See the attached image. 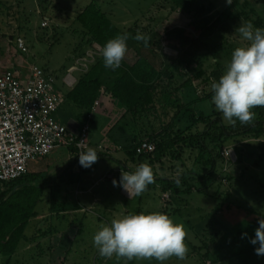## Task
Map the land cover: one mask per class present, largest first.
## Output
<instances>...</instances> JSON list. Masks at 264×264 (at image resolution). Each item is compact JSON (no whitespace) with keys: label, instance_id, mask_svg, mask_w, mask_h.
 I'll list each match as a JSON object with an SVG mask.
<instances>
[{"label":"rangeland","instance_id":"1","mask_svg":"<svg viewBox=\"0 0 264 264\" xmlns=\"http://www.w3.org/2000/svg\"><path fill=\"white\" fill-rule=\"evenodd\" d=\"M235 1L228 4L227 0H195L182 7L175 0H2L0 28L3 36L0 41L4 53L0 55V74L9 69L26 72L30 67L37 66L53 76L56 88L66 95L69 89L63 81L75 64L77 51L81 47L85 49L86 42L84 29L76 18L90 4L97 3L120 29L130 34L129 39L133 40L135 48L141 49L142 46L141 42L131 38L137 32L150 36V40L159 41L156 64L161 68L163 63L174 74L173 81L164 78L155 106L147 115L138 118L135 126L133 118L125 111L128 118L121 123L123 129L133 138L137 137L138 141L149 140L150 136L159 133L170 134L190 125L184 108L188 94L193 93L186 87L187 82L196 90L198 97L210 96L213 93L211 83L218 82L231 53L246 43L236 31L246 21L241 18L242 11L234 7ZM246 1L249 4L246 12L252 20L260 18L263 22L261 28H264V0ZM175 29L185 30V35L190 38L202 39L210 49L197 52L183 41H167L166 33ZM210 29L213 34L209 36ZM13 37L24 39L27 53L19 51ZM92 48H86L87 52ZM144 53L152 58L150 50ZM123 60L134 63L137 60L135 49L127 51ZM84 74L76 72L74 76L79 79ZM115 109H118L116 104ZM198 110L211 115L216 109L208 100L199 104ZM88 125L89 139L94 144L103 140L101 149L111 154L112 158L99 162L92 179V193H84L85 190L77 188L79 177L82 174L86 178L89 176L85 172L87 168L80 163L74 164L67 148H59L48 158L31 163L30 174L38 173L47 164L60 168L45 174L48 178L56 177L60 182L58 195L61 201L67 202L69 210L52 217L51 195L46 192L37 212L46 224L43 227L50 232L37 239V243L23 244L11 264H121V259L117 260L115 256L111 259L101 257L93 245V236L101 225H109L112 219L141 212H161L175 223H182L187 231L185 243L189 251L185 260L176 257L164 262L134 259L135 264H235L233 260L214 263V258L205 255L216 249L220 239L224 241L234 230L246 228L259 216H264V148L260 147V144L264 146V139H232L219 149H216V143L207 139L206 145L215 148L222 160L212 182L203 183L194 181V174L205 176L210 172L209 167L198 161L200 144L181 143L161 163H147L152 167L154 176L174 181L178 178L180 190L186 192L192 189L193 193L175 200L171 193L163 194L162 184L155 181L148 185L150 189L130 199L119 183L114 186L112 181L120 180L117 173L120 161L129 167L132 163L124 161L127 157L124 150L118 151L106 143V121L99 112L91 116ZM205 131L204 125L199 126V132ZM118 147L121 149V146ZM126 153L128 160L136 163L128 151ZM84 184L87 185V182L84 181ZM13 185L19 187L16 183ZM5 189L6 186L1 188ZM76 205L82 209L75 210ZM49 217L52 218L48 220ZM34 222L26 231L30 238L39 232L35 231V227L39 230L41 226V223L35 225ZM205 243H208V248L201 249ZM7 262L8 257L0 255V264Z\"/></svg>","mask_w":264,"mask_h":264},{"label":"trees","instance_id":"2","mask_svg":"<svg viewBox=\"0 0 264 264\" xmlns=\"http://www.w3.org/2000/svg\"><path fill=\"white\" fill-rule=\"evenodd\" d=\"M2 0H0V4ZM195 0H175L179 6H184L186 3H192ZM234 7L238 11H242L241 18L243 20L251 21L253 25L258 28L263 27V22L259 18L257 21L252 20L251 15L246 12L249 4L246 0H236ZM253 12V11H252ZM77 22L83 27L85 38V49L81 47L77 51L75 57H82L86 54L87 49L92 48L94 44L103 47L109 39L115 38L117 35H122L124 32L120 29L110 17L103 12L101 6L97 3L90 4L85 8L76 18ZM260 26V27H259ZM209 36L213 34L210 29ZM3 32L0 28V39ZM17 38L13 37L16 42ZM166 40L173 42H185L190 49H195L197 52L209 50L210 46L202 39H193L185 35V30L175 29L166 33ZM133 41V40H132ZM127 40L128 52L135 49L137 52V60L129 64L122 60L121 66L113 71L105 68L102 57L97 58L95 64L91 67L89 72L85 73L78 79L77 84L69 90L65 97L64 116L69 115V108H73L79 112L80 120L82 121L83 129L89 124L91 116L94 113L95 106L102 96H108L119 109H124L126 113L131 116L134 123H138V118L147 115L149 111L156 104V95L164 78L171 81L174 80L173 72H169L168 68L161 63V68H158L155 57L156 51L160 47V42L150 40L148 47H145L141 42V49L135 48L133 42ZM87 48V49H86ZM145 50H150L152 58L147 57ZM4 53L3 46L0 41V55ZM189 53V50L187 51ZM186 87L192 91L189 93V98H186L185 114L189 118L190 125L187 124L183 129L175 130L170 134H157V136H150L147 140L156 145V151L151 155H138L137 147L144 141H138L137 137H132L131 144L124 147L131 155V158L138 163L148 162L150 164L161 163L172 149L179 144L184 143L200 144L199 163L210 168V172L201 176L194 174V181L197 182H212L213 176L218 169V163L222 160L220 153L215 152L216 149L225 145L232 139L252 138L254 140L264 139V107H256L253 111L256 113L254 122L250 125H242L237 120L236 126L229 125L222 117V113L214 110V114L206 115L204 112L198 110V105L211 100L213 93L205 98L197 96L196 90L187 82ZM60 110V109H59ZM61 111H58V113ZM128 116H124V121ZM204 125L206 131L199 132V126ZM135 126V124H134ZM133 126V127H134ZM123 128V125L118 126ZM132 127V128H133ZM127 128V127H126ZM125 129V128H124ZM114 131V130H112ZM166 131V130H165ZM189 134V136H187ZM115 144L119 142L110 136ZM212 140L216 143V147L211 149L206 145V140ZM146 141V140H145ZM119 146V145H118ZM90 147V146H89ZM264 148L263 144H260ZM74 164L79 163V150L76 146L67 148ZM105 150H96L98 160L91 167H88L85 172L93 173L97 169V164L103 160L111 159L112 155L104 152ZM126 151V152H127ZM83 170V168L80 166ZM30 172V170H29ZM26 174L22 178L7 183L6 189H0V255L7 256V264H11L14 255L18 252L23 244H31L37 239L47 236L50 231L39 229V232L32 238L26 235L27 228L32 221L39 217L37 208L43 202V196L46 192L51 195V216L67 212V202L61 201L59 198L58 188L61 186L57 178H48L43 173ZM84 172V170H83ZM31 181H30V180ZM26 183H23L25 182ZM155 181L162 184L163 194L171 193L173 199L181 197L182 195H190L193 193L192 189L186 192L180 190V186L172 179L159 178L155 176ZM17 184L19 187L13 185ZM4 186V187H5ZM148 187L147 189H150ZM137 197V196H136ZM135 197V198H136ZM80 205H76L75 210H81ZM175 212H179L176 210ZM53 217V216H52ZM52 217H49L51 219ZM264 216H259L255 222L244 228L240 227L225 238L224 241L219 240L216 244V249L207 252L205 257L214 258V263L223 260H233L235 264H264V255H257L255 249L259 247L258 244L253 245L251 239L255 238V230L259 226V219ZM246 234V235H245ZM222 238V237H221ZM208 248V243H205L201 249ZM239 261V263H238ZM121 264H135V260L127 261L121 259Z\"/></svg>","mask_w":264,"mask_h":264},{"label":"clouds","instance_id":"3","mask_svg":"<svg viewBox=\"0 0 264 264\" xmlns=\"http://www.w3.org/2000/svg\"><path fill=\"white\" fill-rule=\"evenodd\" d=\"M227 3L231 4L232 0ZM236 31L246 43L234 49L218 82L211 83V103L233 127L237 120L242 125L252 124L256 118L253 109L264 107V28H254L252 22L247 21ZM129 38V33L117 35L100 49L105 68L115 71L121 66ZM131 38L143 42L145 47L151 39L140 32ZM97 160L98 154L93 148L79 153V163L85 168ZM175 182L180 183L178 178ZM112 183L114 186L119 183L131 199L155 183V176L152 167L145 162L132 172L121 170L119 182L114 179ZM258 224L251 243L259 245L255 249L259 256L264 255V218L259 219ZM186 236L185 226L175 223L168 215L141 212L114 218L109 225H101L93 236V245L101 257L108 259L115 256L117 260L127 261L155 259L164 262L172 257L185 260L189 251Z\"/></svg>","mask_w":264,"mask_h":264},{"label":"built area","instance_id":"4","mask_svg":"<svg viewBox=\"0 0 264 264\" xmlns=\"http://www.w3.org/2000/svg\"><path fill=\"white\" fill-rule=\"evenodd\" d=\"M16 44L23 54L28 52L23 38H17ZM101 48L95 45L84 56L74 57L75 64L64 79L67 88L77 84L76 72H89L102 57ZM64 102L56 79L37 66L0 74V189L28 174L31 163L48 158L59 148L76 146L79 153L89 148V125L74 132L59 120ZM136 151L140 156L151 155L156 145L146 140Z\"/></svg>","mask_w":264,"mask_h":264},{"label":"crops","instance_id":"5","mask_svg":"<svg viewBox=\"0 0 264 264\" xmlns=\"http://www.w3.org/2000/svg\"><path fill=\"white\" fill-rule=\"evenodd\" d=\"M63 84L66 87L64 81H63ZM69 90H71V89H69ZM60 92H62V91H60ZM65 97H66V95H65ZM64 105H65V103L60 107V110L59 111H61V112H59L57 114L59 120L65 126H67L70 130H72L74 132H80L82 130L81 129V127H82V121L80 120L79 112L77 110H74L71 107V108H69V111H68L69 112V115H65L64 116V112H62V110L64 109ZM115 110H116L115 109V103H113L108 96L104 95L97 102L93 114H95V113L97 114L99 112L100 117L102 119L104 118V121H106V129H105L106 143L110 147L113 145L115 148L118 149V151H121V150H124V147H127V146H129L131 144L133 138H132V135H130V133L126 129H123V128L118 129L119 128L118 126H120V124L124 121L123 117L126 115L125 114V110L124 109L121 110L119 108L116 111ZM121 113H123V114H121ZM112 130H114V131H112ZM116 131L117 132L119 131L118 132L119 134L118 133L116 134ZM110 136H113L119 142L118 145L121 146V149L118 147L117 144H115L113 142L112 139H110ZM102 145H104L103 140L100 143H98V144H94L92 142V140H90V147L89 148H93V149H95V151L96 150H99L100 151V150H102L101 149V146ZM124 152H125V154L127 156L126 157L127 160L125 159L124 161H126V162H129L130 161V163H132V167H129L128 164H125V162L120 161L119 164H121V167L117 171V173L119 174V178L121 176V170L132 172L134 170V168L137 167V162L134 163L133 161L128 160L129 157H128V155H127V153H126L125 150H124ZM69 156L71 158V155H69ZM71 160H73V159L71 158ZM98 164H97V169L93 173H88L87 174L89 176V178H86L87 176H84L82 174L79 177V180H77L78 181V183L76 185L77 188L80 189V190H85L84 193H86V192L87 193H92V189H91V186L93 184V180L92 179H93L94 173H96V171L98 170ZM59 169L60 168H58V167H51L49 164H47L46 167H44L38 173L45 174L47 172H55L56 170L59 171ZM107 172H110V171L108 170ZM84 181L87 182V185H85L86 183L84 184ZM70 182L73 183L72 180H70ZM86 188L89 189V191H86L87 190ZM84 193L82 192V194H84ZM42 220H43V217H37V218L34 219V221H35L34 223H35V225H37L38 223H41L40 224L41 226L39 227V229H44V230L47 231V227H45V228L43 227L46 224ZM35 231H39V230L36 229V227H35ZM35 234H36V232H35ZM37 242L38 241H35V243H37Z\"/></svg>","mask_w":264,"mask_h":264}]
</instances>
